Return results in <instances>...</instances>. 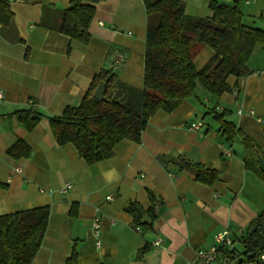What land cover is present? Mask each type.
Returning <instances> with one entry per match:
<instances>
[{
    "label": "crops",
    "instance_id": "obj_1",
    "mask_svg": "<svg viewBox=\"0 0 264 264\" xmlns=\"http://www.w3.org/2000/svg\"><path fill=\"white\" fill-rule=\"evenodd\" d=\"M5 1L13 18L8 27L0 25V92L4 95L0 216L49 208L46 231L31 264H65L73 247L78 264H192L198 250L214 245L217 234L227 231L231 238L245 234L264 212V180L246 168L240 138L228 142L211 112L227 113L225 120L250 137L264 156V125L256 120L264 117V46L255 45L247 62L248 76L227 79L229 92L214 96L197 86L194 98L171 113L152 116L139 143L123 140L111 158L89 166L73 145L56 143L48 118L77 106L94 75L103 70L142 89L146 30L142 0L96 4L86 44L43 24L58 21L70 0ZM181 1L187 16L210 15V0ZM240 9L243 24L264 31V0H241ZM116 53L123 54L124 60L114 66ZM212 55L208 47L196 48L195 69H201ZM29 108L43 117L26 131L15 113ZM196 122L204 125L200 132L189 130ZM18 140L30 148L27 158L16 160L6 154ZM194 164L217 171L218 180L209 186L196 182ZM67 184L70 188L62 191ZM148 193L162 202L157 217L150 229L133 228L126 208L136 203L147 210ZM108 196L113 200L106 201ZM74 204L75 216L71 214ZM96 218L101 221L97 236ZM156 241L159 247L153 246ZM231 248L239 249L238 243ZM212 264L258 263L238 256Z\"/></svg>",
    "mask_w": 264,
    "mask_h": 264
},
{
    "label": "trees",
    "instance_id": "obj_2",
    "mask_svg": "<svg viewBox=\"0 0 264 264\" xmlns=\"http://www.w3.org/2000/svg\"><path fill=\"white\" fill-rule=\"evenodd\" d=\"M104 0H70L58 21L44 22L46 28L64 34L71 40L86 44L88 27L95 6ZM146 16L143 87L137 90L120 82L114 73L103 70L95 74L91 85L77 106L67 107L61 115L49 117V126L56 143L71 144L78 156L89 166L112 157L115 146L128 140L139 143L148 120L157 112L171 113L187 99L196 96L202 87L214 96L229 92V77L243 78L250 74L247 62L255 45L264 46V31L242 23L241 0L231 5L209 2L210 15L205 18L187 16L181 0H142ZM12 12L5 0H0V25L8 27ZM208 47L212 57L199 70L193 65L195 49ZM104 84L105 102L93 98L97 87ZM219 124V132L228 142L239 137L244 149L246 168L264 180L258 163V145L231 122L227 113L211 112ZM19 124L31 131L43 117L32 108L15 113ZM6 154L13 159L27 158L30 148L16 141ZM194 179L203 185L218 180V172L201 164L191 166ZM150 206L143 210L130 203L126 212L132 216V227L150 229L157 217L156 208L162 202L148 193ZM76 204L71 214L76 215ZM49 218L48 207H38L0 216V264H31L40 248ZM147 219V221H145ZM238 243L239 249L231 248ZM220 260L229 262L238 256L245 261L262 264L264 253V212L247 227L241 237L232 238ZM145 250L142 251V253ZM65 264H78L73 247Z\"/></svg>",
    "mask_w": 264,
    "mask_h": 264
},
{
    "label": "built area",
    "instance_id": "obj_3",
    "mask_svg": "<svg viewBox=\"0 0 264 264\" xmlns=\"http://www.w3.org/2000/svg\"><path fill=\"white\" fill-rule=\"evenodd\" d=\"M124 60V56L121 53H116L115 58H114V66H117L121 64ZM4 98V95L2 92H0V101ZM250 115H253V111L248 112ZM237 114L241 115L242 110L238 109ZM258 123H261L264 125V117H257L256 118ZM203 124L202 122H196L192 123L189 125V130L194 131V132H200L203 129ZM17 172H20V169H17ZM70 188V185L67 184L64 187L65 191L66 189ZM113 200L112 196L106 197V201L110 202ZM101 221L99 218H96L94 223H93V229L94 233L97 236L99 234V229H100ZM215 243L212 247L206 250H198L195 254V258L192 262V264H212L216 260H219L225 249H228L232 246V238L229 236L227 231H224L222 233H219L215 236ZM99 245V243H97ZM153 246L159 247L160 246V241H156L153 243ZM258 259L260 261L264 260V253L259 254Z\"/></svg>",
    "mask_w": 264,
    "mask_h": 264
},
{
    "label": "water",
    "instance_id": "obj_4",
    "mask_svg": "<svg viewBox=\"0 0 264 264\" xmlns=\"http://www.w3.org/2000/svg\"><path fill=\"white\" fill-rule=\"evenodd\" d=\"M104 90H105L104 84L99 85L93 93V98L98 102H105L106 98L104 96ZM258 163L261 171L264 172V158H259ZM187 165L189 164L187 163Z\"/></svg>",
    "mask_w": 264,
    "mask_h": 264
},
{
    "label": "rangeland",
    "instance_id": "obj_5",
    "mask_svg": "<svg viewBox=\"0 0 264 264\" xmlns=\"http://www.w3.org/2000/svg\"><path fill=\"white\" fill-rule=\"evenodd\" d=\"M201 89V88H200Z\"/></svg>",
    "mask_w": 264,
    "mask_h": 264
}]
</instances>
